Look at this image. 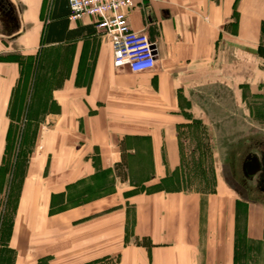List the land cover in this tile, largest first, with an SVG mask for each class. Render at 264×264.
<instances>
[{
  "label": "crops",
  "instance_id": "1",
  "mask_svg": "<svg viewBox=\"0 0 264 264\" xmlns=\"http://www.w3.org/2000/svg\"><path fill=\"white\" fill-rule=\"evenodd\" d=\"M2 1L0 169L13 124H25L24 150L31 144L7 241L13 264L74 254L84 263L235 264L237 227L264 241V207L247 202L233 176L223 173L213 191L150 190L180 168L181 131L209 106L208 92L262 93L264 0H135L130 27L157 48L156 69L140 74L115 68L96 24L70 21L59 0ZM124 177L140 192L125 198Z\"/></svg>",
  "mask_w": 264,
  "mask_h": 264
},
{
  "label": "rangeland",
  "instance_id": "2",
  "mask_svg": "<svg viewBox=\"0 0 264 264\" xmlns=\"http://www.w3.org/2000/svg\"><path fill=\"white\" fill-rule=\"evenodd\" d=\"M46 4V3H45ZM264 56V49L258 51V55ZM260 56V55H259ZM264 70V66L262 67ZM258 92L252 93L249 85L240 87V96L237 90L231 88L214 89L208 95H211L206 103L208 107L195 109L193 124L181 131L183 138L184 156L180 168L171 174L165 182L151 187L150 190L165 188L168 190L183 187L187 190L213 191L216 186V179L226 173L229 179H236L235 186L240 194L249 201H254L246 196V185L240 179L238 173L237 161H241L244 155L257 144L264 142V82L260 84ZM242 95V96H241ZM213 106V107H212ZM39 110V116L42 117V109ZM46 110V109H44ZM202 117L204 124L195 120ZM25 124H13L8 139V152L3 165L1 162L0 170V264H13L14 254L7 249L14 216L16 213V204L19 194V185L21 176L25 171V164L29 152H31L30 140L27 139L26 150L20 142L23 126ZM25 147V145H24ZM24 150V151H23ZM196 152V154H195ZM19 155V171L15 174L14 167ZM229 166V168L227 167ZM124 171H119V176L123 177ZM218 176V177H217ZM16 180L15 183L12 181ZM124 180V182H123ZM122 182L127 187H120L125 198L134 196L138 190L127 191L132 183L125 177ZM12 188L10 189L9 185ZM131 189V188H130ZM247 189V188H246ZM126 190V191H125ZM142 190V189H141ZM264 207V196L259 194ZM256 203H259L255 201ZM129 203L127 204V206ZM129 211L131 207L129 206ZM259 214V213H258ZM241 234H243L242 228ZM57 238H61L60 235ZM78 255L58 257L51 264H83L78 261ZM117 258L102 259L97 262L84 264H116ZM36 264V263H34ZM239 264H264V241L246 242L242 245Z\"/></svg>",
  "mask_w": 264,
  "mask_h": 264
},
{
  "label": "built area",
  "instance_id": "3",
  "mask_svg": "<svg viewBox=\"0 0 264 264\" xmlns=\"http://www.w3.org/2000/svg\"><path fill=\"white\" fill-rule=\"evenodd\" d=\"M70 21L90 18L112 47L113 65L132 73H148L157 67L156 44L145 31L130 27L128 11L135 0H69Z\"/></svg>",
  "mask_w": 264,
  "mask_h": 264
},
{
  "label": "flooded vegetation",
  "instance_id": "4",
  "mask_svg": "<svg viewBox=\"0 0 264 264\" xmlns=\"http://www.w3.org/2000/svg\"><path fill=\"white\" fill-rule=\"evenodd\" d=\"M3 1L0 0V9L3 8ZM2 10V9H1ZM6 15H11V11L5 12ZM259 160L260 170L252 177H249L250 171L253 169L254 162ZM238 173L240 179L246 185V196L263 203L262 199L257 197L259 194L264 196V142L257 144L256 148L253 147L248 151L241 161H237ZM252 168V169H251Z\"/></svg>",
  "mask_w": 264,
  "mask_h": 264
},
{
  "label": "trees",
  "instance_id": "5",
  "mask_svg": "<svg viewBox=\"0 0 264 264\" xmlns=\"http://www.w3.org/2000/svg\"><path fill=\"white\" fill-rule=\"evenodd\" d=\"M59 3H61L62 7L64 6V4L67 6L69 13H71V8H70V4H69V0H59ZM59 14H65V11L61 8L60 9V4H59ZM58 14V12H57ZM62 23H66V22H62ZM53 31H60V28L58 27L57 30L56 28ZM262 33H263V43L261 44L259 50L262 51V49H264V24L262 26ZM262 58H264V56L262 54H259ZM19 158V155H18ZM18 158L16 163L18 162ZM1 170V169H0ZM249 242L246 233L241 234V230L238 229L237 227V239H236V256H235V264H239V259H240V254H241V250H242V245L243 243Z\"/></svg>",
  "mask_w": 264,
  "mask_h": 264
},
{
  "label": "water",
  "instance_id": "6",
  "mask_svg": "<svg viewBox=\"0 0 264 264\" xmlns=\"http://www.w3.org/2000/svg\"><path fill=\"white\" fill-rule=\"evenodd\" d=\"M252 169V168H251ZM260 170V164H259V160L257 159L254 162V166L253 169L250 171V174L248 175L249 177L254 176L258 171Z\"/></svg>",
  "mask_w": 264,
  "mask_h": 264
}]
</instances>
